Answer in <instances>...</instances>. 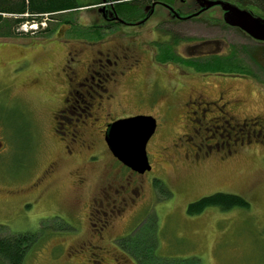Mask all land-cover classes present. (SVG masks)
<instances>
[{
  "label": "rangeland",
  "instance_id": "1",
  "mask_svg": "<svg viewBox=\"0 0 264 264\" xmlns=\"http://www.w3.org/2000/svg\"><path fill=\"white\" fill-rule=\"evenodd\" d=\"M100 3L48 16L42 25L14 24L15 17L8 15L0 23V228L10 235L41 234L24 264H137L115 246L134 232L144 236L152 224L159 264H190L193 258L200 264H264V45L224 22L214 24L222 19L218 7L182 24L169 23L157 12L146 24L135 27L129 21L100 35L93 29L103 24L101 11L110 4ZM167 41L177 42L173 49L180 56L199 61L230 57L238 48L241 65L250 73L200 74L177 64L162 66L158 56ZM100 52L112 61L128 56L109 87L113 98L103 104L110 116L157 119V132L147 145L152 171L143 176L115 161L98 126L90 131L91 150H80L76 158L67 157L53 131L54 114L63 105L65 64L72 57L94 60ZM257 53L255 64L250 55ZM219 98L205 115L199 112L197 118L205 117L198 133L185 140L194 127L191 102L199 100L192 108L200 111ZM227 122L235 129L220 128L217 138L213 129L205 130L216 123L225 130ZM257 132L263 133L250 142L243 139ZM220 139L231 147L208 148ZM200 144L198 152L210 157L196 162L184 157ZM48 166L55 167L53 175L33 189ZM122 185L127 189L119 196L114 191ZM47 187L48 197L40 202ZM129 188L135 193L128 195ZM220 193L244 198L249 208L187 212L191 204ZM100 199L110 209L112 202L124 201L113 213L108 208L110 228L101 240L91 235L94 227L87 221L90 206L95 214L100 206L94 201ZM89 246L101 248L96 257Z\"/></svg>",
  "mask_w": 264,
  "mask_h": 264
},
{
  "label": "flooded vegetation",
  "instance_id": "2",
  "mask_svg": "<svg viewBox=\"0 0 264 264\" xmlns=\"http://www.w3.org/2000/svg\"><path fill=\"white\" fill-rule=\"evenodd\" d=\"M100 2L101 0H92L91 3H89L90 5H84L81 8L76 9V10L81 11V9H86V8L92 9V8L97 7L99 4H101ZM137 2L144 3L143 7L145 8L143 9V12L141 13L136 12V15H135V17L137 18L136 21H130L135 27L136 25L146 24L148 21L151 20V18L154 15H156L157 12L161 13L164 19H166L165 21H169V23L175 22V23L182 24L184 22H187V21L190 22L191 20L200 18L202 14H204L203 12L211 9V8L206 9V7H203L202 5L201 7L198 8L197 4L194 3L192 0H189V1L187 0H123V1L108 0V3H110L111 5L110 4H108V6L104 5V9L101 11L102 20H104L103 24L95 25L96 28L94 27L93 30L96 33L97 32L100 33L101 35L104 31L111 32V31H114V29L121 28L122 26L125 25V22H129V21L120 19V17L118 16L119 8H124V7L128 8L129 6L132 8V6H135ZM187 7H189L188 10H187ZM213 7H220V6H213ZM221 9L222 8L220 7V10ZM188 12L189 13L191 12V13L187 15ZM221 14H222V19L224 20L225 13L222 11ZM222 19L219 20V22H224ZM262 19L264 20V15ZM174 43L177 44L176 41ZM174 43L167 41L166 43H164L165 47H164V44L162 45L161 50H164L166 49V47L170 46V48L174 51L173 48L176 46L174 45ZM262 44L264 45V42ZM175 55L178 57V59L184 60L185 63H177L174 61H170L166 63L159 62V63H161L162 66H166V67H170L171 64L172 65L177 64L180 66L187 67V63L192 60L191 58L186 59L180 56L179 54H177L176 52H175ZM116 57H117L116 60L112 61L107 54H105L104 56V54H102L101 52L98 53V56H96L94 60L92 59L93 61L90 60L88 62H85V61L82 62V61H79L78 58L72 57L71 59L69 58L70 60H68V62L65 64V67L63 68V75H62L63 78L61 80V83L65 87V90L63 91L64 93L63 105L61 108H59L56 114H54L53 131L58 138V141L60 143L59 145L60 148L62 149L63 152L67 153V157L69 158H76L77 156H79L82 153L80 150L82 151L91 150L92 142L90 141L91 139H93V137L90 135V131H95L96 126H98L97 127L98 135L101 137L105 145V149L108 150L106 139H105L106 134L108 132V126L112 123L117 122L120 119H129V117H137L141 115L140 114L136 116L134 115V116H129V117L122 116L118 118H112L110 116L111 114H110L109 108H105L103 106V104H108L110 100L113 98V96L109 93L110 92L109 87L110 85H113L114 79L116 78V76H118V74L116 73L117 71L116 68L120 67V65L121 66L123 65V63H121L120 61L122 60L124 61L128 58L127 55L120 57V58L119 56H116ZM156 61H157V58H156ZM81 70H84L82 73V76L79 75V71ZM196 100L191 102V104L189 105L190 111H191L190 114H192L193 116L195 115L196 117L194 116V119L191 121L192 124H194L193 133L191 135H184L185 140L187 141L191 140L193 136H195V134L198 133V128L201 125L200 124L201 119L205 117L203 116V117L197 118L199 112L202 113V115H205V112L209 110L210 108L209 106L214 107L216 106V103L220 104L222 98H219L217 101H215V103L206 102L205 104H207V107L205 108V110H200V111L192 108ZM81 105H85V107L83 108L81 107ZM143 116H147V115H143ZM151 116H148V117H151ZM157 126H158V123H157ZM227 126H228V122L226 124V127ZM211 127L212 128L208 126L205 128V130L207 129L210 131V129H213L214 131L212 132L216 131L217 133L220 131V128L224 130L225 125L218 126L216 123L212 125ZM261 133L263 132H260V134ZM88 134H89V139L86 140V137ZM260 134L259 132H257L256 135L254 136H251V134H249L247 135L246 138H243V139L245 141L249 140L250 142V140L253 137L258 136ZM154 135L152 136V138L154 137ZM217 136L213 135V138H217ZM221 137H223V135H221ZM229 138L231 140V138L233 139V136H231L230 134ZM239 140L240 138L239 139L236 138L233 140V142L236 143V142H239ZM87 142L89 144H87ZM212 145L208 146V148L211 150L218 149L221 146L231 147L230 141L226 143V141L221 140V139L217 140ZM202 146L203 144L190 147L189 152H185L184 157L192 158L194 159L195 162L196 160H206L208 157H210L208 156L209 152L204 153V154H201L200 152H198L203 149ZM175 147L179 148V145L175 144ZM1 149H2V144L0 143V151ZM147 153H148V149H147ZM93 157L94 155H90L89 158L87 159V162L93 159ZM115 161H117L119 164H121L122 167L130 171L121 162H119L116 159ZM151 170H152V166H151ZM54 171H55V167L53 166H48L46 169H44V173L42 174L43 176L38 177V179L34 181V183L31 185L32 188L40 189L41 187H43L42 185L45 184L46 180L50 176L53 175ZM131 172L135 173L133 171H130V174H132ZM49 188L50 187H47L46 191H44V193L38 196L40 199V202H44V200L47 199L48 197L47 191L49 190ZM125 189L127 188H125V186L122 185L121 189H116L114 193L120 196L125 191ZM127 191H129V192H126L128 193V195H132L133 193H135L134 191L132 192L131 188H129V190ZM109 192L111 193L112 191L109 190ZM131 192L132 194H130ZM104 194L109 195L108 192ZM131 198H132V201L134 202L135 201L134 196H132ZM101 200L102 199H100L99 202H97V200L94 201L95 205L100 206L99 209H95V214L93 213L94 206L91 205L90 210L87 215L88 216L87 221H89L91 226L94 227L93 229L94 235L93 234L91 235L92 236L97 235L100 240L102 239L103 233L110 228L109 226L110 224L108 225L107 223V220H109V218L111 217L109 215L108 208L110 212L113 213V211L115 209L118 210L122 202H124L123 199L122 201H118V202L114 201L111 203L112 205L110 209V207L107 206L108 204H106L107 203L106 200L104 201V203ZM77 218L80 219V217H77ZM95 226L96 227L98 226V228L95 229L96 228ZM115 248L121 251V248L118 245H116ZM88 249H90V251L93 253L95 257L97 256L95 252L101 251V248H98L96 246H93L91 248L89 246ZM118 263L120 264L119 260H118Z\"/></svg>",
  "mask_w": 264,
  "mask_h": 264
},
{
  "label": "trees",
  "instance_id": "3",
  "mask_svg": "<svg viewBox=\"0 0 264 264\" xmlns=\"http://www.w3.org/2000/svg\"><path fill=\"white\" fill-rule=\"evenodd\" d=\"M192 1L197 4L198 8L201 7V1H223L231 5H235L241 10H247L250 13H253L254 16L258 18L262 19L264 15V0ZM143 4L144 3L137 2L135 6H132V8L130 6L128 8H119L118 16L123 20L136 21V12H143V9L145 8L143 7ZM81 7L82 6L77 3V0H0V23H2L3 21H7L6 18L4 19V16L8 15L11 17H15V20H13L14 24H25L22 26H27L28 23L35 21L37 24H41L43 23L42 21L45 20V18L48 16L53 17L59 15V13H70V11H74ZM220 7L218 8L220 9ZM188 8L189 7H187V10ZM221 8V12L223 11L225 13L224 8ZM190 13L188 12L187 15H189ZM213 23L219 24L220 22L219 20H214ZM224 24L226 25L225 21ZM239 31L242 32L240 29ZM174 45L176 44L174 43ZM238 52V48H235L232 56L230 57L222 58L219 56H213L203 59V61L191 60L187 63V68L194 69L200 74L228 73L237 70L247 75L250 73V71L244 68L243 65H241L243 62L241 59H239L240 57ZM250 56L254 63L257 64V57L259 58V53H257V55L251 54ZM158 59L159 61L164 63L170 61L185 63L184 60L178 59V57L175 55V52L170 48V46L166 47V49L164 50H161ZM246 126L247 125H245V127ZM227 129L234 130V127L230 122H228L227 128L222 132H226ZM217 133L216 131L212 132V134L216 136ZM155 184L156 187L158 185L162 187L163 185L159 180H156ZM211 206L229 211L234 207L249 208V203L244 198H241L239 196L220 193L209 196L208 198H202L197 203L191 204L188 207L187 212H189L190 215L195 216L203 213L205 209ZM152 222L155 223V220H153ZM4 229L5 228H0V264H24L23 262L27 257V254L37 244V241L40 238L41 234L25 232V234L10 235L9 233L5 234ZM148 229L150 230H148V232H146L144 236L141 237L139 236V234L134 232L133 235L125 238L124 240H120V243L118 245L121 248L122 252L130 255V257L133 258L137 264H157V262L159 264L158 260L156 262V259L158 257L155 256V251L157 249V235H155V225L152 224ZM193 260L194 262L191 259L188 262L190 263L191 261L192 263L190 264H200V261L196 258H193Z\"/></svg>",
  "mask_w": 264,
  "mask_h": 264
},
{
  "label": "water",
  "instance_id": "4",
  "mask_svg": "<svg viewBox=\"0 0 264 264\" xmlns=\"http://www.w3.org/2000/svg\"><path fill=\"white\" fill-rule=\"evenodd\" d=\"M200 4L206 9L213 6L223 7L226 25L239 28L255 41L264 42V20L254 16L253 13L223 1H201ZM157 128V120L153 116L140 115L129 117V119H120L108 126L105 137L108 150L130 171L143 176V174L152 171L147 145L152 140Z\"/></svg>",
  "mask_w": 264,
  "mask_h": 264
}]
</instances>
